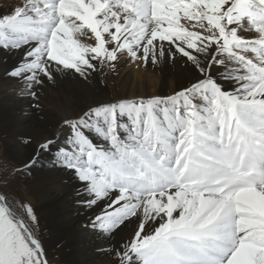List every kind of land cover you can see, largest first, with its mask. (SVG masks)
Wrapping results in <instances>:
<instances>
[{
	"label": "snow or ice",
	"instance_id": "obj_1",
	"mask_svg": "<svg viewBox=\"0 0 264 264\" xmlns=\"http://www.w3.org/2000/svg\"><path fill=\"white\" fill-rule=\"evenodd\" d=\"M0 51L20 54L6 74L33 97L56 72L86 78L125 53L182 60L188 86L65 120L24 170L54 151L77 203L98 209L92 231L135 223L117 264H264V0H24L0 17ZM36 224L0 193V264H48Z\"/></svg>",
	"mask_w": 264,
	"mask_h": 264
},
{
	"label": "bare ground",
	"instance_id": "obj_2",
	"mask_svg": "<svg viewBox=\"0 0 264 264\" xmlns=\"http://www.w3.org/2000/svg\"><path fill=\"white\" fill-rule=\"evenodd\" d=\"M23 3L24 0H0V17L11 14ZM241 34L249 39L256 35ZM19 56V53L3 54L0 51V113L5 112V117L8 115V126L3 121H0V126L11 128L1 139L3 144L17 151L20 157L17 164H25L24 159L33 157L39 144L48 138L62 142L69 133L64 121L78 118L89 108L121 99L171 96L194 79L190 67L185 66L182 60H162L157 64L149 62L145 66L125 53L114 63V67L98 63L96 71H90L86 78L74 72H56L52 80H45L35 88L36 96L30 99L24 82L6 74L17 63ZM21 87L23 96H17ZM228 87L225 84V88ZM25 140L30 143H23ZM54 158V151L41 153L40 160L29 172L23 169L24 172L19 173L34 197L35 216L37 222L44 226L47 243L66 264H117L111 249L128 240L135 223L125 225L111 238L92 231L87 226L88 221L98 209L89 211L77 203V181L64 170L54 167ZM10 169L16 170V166ZM6 181L7 178L0 179V184ZM60 235L64 242L56 245Z\"/></svg>",
	"mask_w": 264,
	"mask_h": 264
},
{
	"label": "rangeland",
	"instance_id": "obj_3",
	"mask_svg": "<svg viewBox=\"0 0 264 264\" xmlns=\"http://www.w3.org/2000/svg\"><path fill=\"white\" fill-rule=\"evenodd\" d=\"M21 89H22V87L17 91V96H23V93H22L23 89L22 90ZM28 94H29L28 98H30V99L33 98V96L30 93H28ZM4 114H5V112L0 113V121H3L5 123V125H7V122H8L7 116L8 115H6V117H5ZM5 119H6V121H5ZM10 129L6 126L5 127L0 126V179L7 178L6 182H3L2 184H0V193L10 194L9 196L6 194L9 201L12 202L13 204H16L17 206L22 205V204L30 205L34 211V214L36 215L37 211L35 209L36 203L34 201V197L31 193H29L28 186L23 183V181L19 175V173L24 172L23 169H24L25 164H22V162L18 163V164L16 163V161H18L20 159V157L17 154V151L15 152V150L13 151V149H10V146L3 144V141L1 139V137L5 136V132L10 130ZM17 157H19V158L16 159ZM28 158L29 157L24 159L26 161L25 163H27L29 161ZM13 165L16 166V170L11 171L10 167ZM18 169H20V171H18ZM28 172H29V170H28ZM19 211L23 212V209H19ZM29 223L31 224V221H29ZM32 227H34V230L36 231L35 232L36 235L38 234L37 236L41 240V244L43 245V249H44V252L46 254L48 264H66L64 262V260L62 259L61 255L59 253H55V252L53 253V250H52L53 247L50 246L49 242L47 243V235L46 236L44 235L45 232L43 231V228H44L43 224L40 225L39 222H37V224L32 225ZM38 231H39V233H38ZM63 242H64V238L62 237V235H60V237L58 236V239L56 240V245L62 244Z\"/></svg>",
	"mask_w": 264,
	"mask_h": 264
}]
</instances>
